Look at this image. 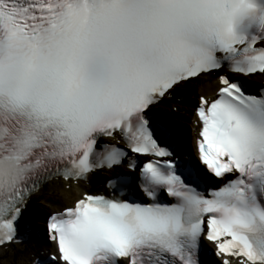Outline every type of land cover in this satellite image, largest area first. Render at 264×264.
Here are the masks:
<instances>
[{"label": "bare ground", "instance_id": "obj_1", "mask_svg": "<svg viewBox=\"0 0 264 264\" xmlns=\"http://www.w3.org/2000/svg\"><path fill=\"white\" fill-rule=\"evenodd\" d=\"M208 75H212V74L209 73ZM254 76H257V74L249 75L248 79H253ZM199 77H200V75H197L196 80L199 79ZM192 84H193V82L191 81L190 83L188 82L186 85L190 86ZM196 84H199V81L196 82ZM209 84H213V82L211 80H208L203 90H205V91L210 90L211 87ZM202 85H203V83L199 84L197 87H193L192 89L182 88L183 91L180 90L178 85H174L173 90L176 91V92H174L175 95L176 94H177V96L181 95L183 100H186V99H188L187 95L193 97V94H195L198 87H201ZM171 102L175 105H179L180 107H183V109H185V108L191 109V106L189 104H184L185 101H181V102L177 103L176 100L175 101L171 100ZM157 107L159 110L163 111V114H157V117L165 118V120L169 124H171V126L174 129H176L177 126L180 128L182 127L179 123H182V122L189 123L187 120L188 112L186 111V109L184 111L181 110V112L183 113V117L176 116L175 119H172V118L167 116V108H168L167 104L160 103V104H157ZM172 120H174V121L172 122ZM190 132H191V129H190ZM174 138H175L174 141H176V142H177V140H179L181 143H185V145H186V143L188 144V142L186 140V136L182 133L176 132L174 135ZM164 141H161V142L163 143ZM109 154L111 155V157H113V158L115 157V155L112 152H109ZM115 172L116 173L118 172L119 177L122 178V172L120 170L119 171L117 170ZM100 173L106 175V174H111L112 172H100ZM60 180H58V181L53 180V181L48 183L47 188L49 189V192H46L43 189H40L37 194L36 193L33 194V196L31 197V200L37 199V201H39L43 204V207L41 209H39V211L36 210L37 208H33L34 211H32V210L30 211L29 219L31 221L29 223H34L38 227L43 225V223L46 220V218L44 216H42L43 210H45V209L51 210L54 206L61 205L60 201L62 199L66 200L68 202L70 200L73 201V199L76 198L75 196L78 193L85 192L83 190L86 187L82 183H79L77 185H71L70 189H64L63 188V182ZM95 187H98V185L95 184ZM41 229H42V227H41ZM28 236H29V240H28V242H26V245H24V246L19 245L18 246L19 250H18L17 254H13V252H7L6 250L0 249V264L3 263L4 261H8L10 264H23V263L29 261L32 254L36 255L38 250L40 249V247H43V244H44L43 239L40 238L38 240H34L30 234ZM140 250L143 254L148 255V253L144 249L140 248ZM150 258L153 259L152 257H150Z\"/></svg>", "mask_w": 264, "mask_h": 264}, {"label": "rangeland", "instance_id": "obj_2", "mask_svg": "<svg viewBox=\"0 0 264 264\" xmlns=\"http://www.w3.org/2000/svg\"><path fill=\"white\" fill-rule=\"evenodd\" d=\"M208 80H211L212 82H213V84H209L210 85V87H211V89L214 87V78L212 77V76H205L204 78H202L201 80H200V83H203V89H204V87H205V85H206V83H207V81ZM198 85V84H197ZM183 88V87H182ZM182 88H181V90H182ZM185 88H190V89H192L191 87H186L185 86ZM210 89V90H211ZM210 90H204V92H208V91H210ZM183 91V90H182ZM200 95L198 92H196L195 94H193V97L192 96H189V95H187V97H188V99H186V100H181V101H185V103L184 104H191V101H194L195 99H196V95ZM176 106V110H174V112H177V114L176 115H169L170 116V118H173V117H175V116H181L182 115V112H181V109L183 108V107H180L179 105H175ZM185 109H187V108H185ZM158 112H161V111H159V110H157ZM190 113V112H189ZM189 118H190V114H189ZM183 124V123H182ZM184 125V124H183ZM186 126V128L187 129H189V125H185ZM188 136L189 137H192V135H189V132H188ZM46 192H49V189L47 188L46 189ZM77 196H79V195H77ZM76 197V196H75ZM36 200V201H35ZM60 203H61V205H57V206H54L51 210H48V211H52V210H54V209H58V208H60V207H62V206H64V205H66L65 203H68V201H66V200H61L60 201ZM31 207L32 208H37L36 210L37 211H39V209H41L42 207H43V204L41 203V202H39V201H37V199H34V200H32V202H31ZM46 210V209H45ZM46 213H48V212H46ZM32 225H33V223H31ZM34 226V225H33ZM14 250H13V248L12 247H10L9 249H8V251L7 252H13ZM15 252V251H14ZM1 264H6V261H4L3 263H1Z\"/></svg>", "mask_w": 264, "mask_h": 264}, {"label": "trees", "instance_id": "obj_3", "mask_svg": "<svg viewBox=\"0 0 264 264\" xmlns=\"http://www.w3.org/2000/svg\"><path fill=\"white\" fill-rule=\"evenodd\" d=\"M191 81H189V83H190Z\"/></svg>", "mask_w": 264, "mask_h": 264}]
</instances>
